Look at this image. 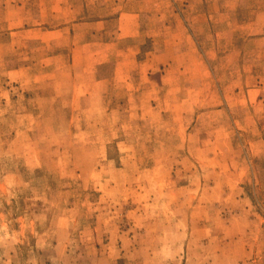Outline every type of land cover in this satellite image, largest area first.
<instances>
[{
    "label": "rangeland",
    "instance_id": "374dc122",
    "mask_svg": "<svg viewBox=\"0 0 264 264\" xmlns=\"http://www.w3.org/2000/svg\"><path fill=\"white\" fill-rule=\"evenodd\" d=\"M0 264H264V0H0Z\"/></svg>",
    "mask_w": 264,
    "mask_h": 264
},
{
    "label": "crops",
    "instance_id": "0c3cea01",
    "mask_svg": "<svg viewBox=\"0 0 264 264\" xmlns=\"http://www.w3.org/2000/svg\"><path fill=\"white\" fill-rule=\"evenodd\" d=\"M99 23L102 24L103 22L102 21H99ZM77 27H78V29H83V30L86 29V31H88L90 29L89 28L90 27V23L83 22V23L79 24ZM52 32L54 33L52 37H54L55 39H57L58 38V35L54 31H52ZM85 46H87V44H83V47H85ZM74 49H77V47H75ZM104 80L107 81L108 79H104Z\"/></svg>",
    "mask_w": 264,
    "mask_h": 264
}]
</instances>
